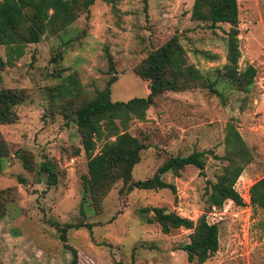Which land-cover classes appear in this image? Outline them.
I'll use <instances>...</instances> for the list:
<instances>
[{"label": "rangeland", "instance_id": "rangeland-1", "mask_svg": "<svg viewBox=\"0 0 264 264\" xmlns=\"http://www.w3.org/2000/svg\"><path fill=\"white\" fill-rule=\"evenodd\" d=\"M194 1L97 0L70 26L47 31L36 44H22L20 54L0 46V89L25 95L13 108V122L0 125V264H70L71 249L77 264H189L181 248L192 231L163 234L157 223H146L153 213L143 209L152 207L194 223L204 216L217 226L218 250L205 264H264V210L248 203L251 185L264 177V0H237L238 68L252 65L257 71L250 92L235 90L225 78L229 26L220 24L212 32L208 23L194 21ZM173 36L184 51L182 68L195 67L202 76L155 98L140 118L124 113L122 123L111 115L113 127L101 119L94 153L125 131L149 147L131 180L114 184L95 205L82 186L87 157L74 110L98 100L111 76L116 81L110 101L146 98L149 83L139 70L150 52ZM193 151L221 159L206 155L204 177L194 167L184 168L179 178L165 174L175 194L129 189L169 157ZM44 164L54 172L51 186L40 171ZM237 166L243 168L235 184L243 205L226 201L209 209L206 181L214 183ZM84 224L89 227L76 228ZM67 225L74 228L67 229L64 244L59 236Z\"/></svg>", "mask_w": 264, "mask_h": 264}, {"label": "trees", "instance_id": "trees-1", "mask_svg": "<svg viewBox=\"0 0 264 264\" xmlns=\"http://www.w3.org/2000/svg\"><path fill=\"white\" fill-rule=\"evenodd\" d=\"M96 1L0 0V46L6 47L9 53L11 50H15L20 54L22 44H36L47 31L55 32L70 26L80 14L87 12ZM238 16L237 0H195L191 12V18L194 21L208 23L207 27L212 32L220 24L229 26L228 31L224 33L227 37L226 63L224 64L225 78L232 81L235 90L250 92L255 83L257 71L252 65L246 66L242 71L238 68L241 57L238 39ZM176 41L177 37L173 36L160 49L150 52L143 61L139 76L149 83V94L146 98H132L126 102L110 101V85L116 81L115 77L111 76L105 92L98 100L85 103L74 110L73 119L80 134L81 149L87 157V175L82 179V186L84 191L89 193L95 205L100 203L114 184L119 181L131 180L132 170L140 162L141 153L149 147L125 131L116 134L114 140L104 142L100 150L94 153V139L99 136L101 119H105L107 125L113 127L115 125L110 121L111 115L118 116L122 123H126L127 120V116H123L124 113H131L140 118L142 112L153 104L155 98L165 92H177L183 87L181 84L194 83L202 76L195 67L182 68L184 51ZM57 58L62 59V55L59 54ZM3 64L4 62L0 58V66ZM112 71L114 68L109 59V72L112 74ZM61 72V70L55 71L54 75L60 77ZM214 93L218 94L216 90ZM24 100L23 91L0 89V125L13 122L15 117L13 108ZM237 133H235V137L242 143V139ZM1 141L3 142V140ZM78 152H80L79 149ZM208 154L213 155L211 152L193 151L187 156L169 157L152 176L133 181L129 189L169 190L175 194L176 186L165 182L163 176L171 173L173 177L179 178L184 168L194 167L204 177L205 157ZM213 158L221 159L216 155H213ZM247 159H250L249 155H247ZM23 163V166L29 169L26 162ZM40 171L47 174L48 186L55 183L54 172L49 164L41 165ZM242 172L243 168L237 166L233 169H226L214 183L206 181L210 190L209 209L212 207L220 209L226 201H231L237 206L243 205L242 197L235 189V184ZM2 203L0 202V219L4 214ZM249 204L254 209L264 210V177L251 185ZM143 212L153 213V218H147L146 223H157L163 234H168L171 230L179 228L192 231L189 235L190 242L181 248L186 253V260L189 264H205L210 256L217 252L218 228L215 224H209L204 216L194 223L174 212H168L164 207L145 208ZM88 225L75 227L77 229L88 228ZM70 228L74 227L67 225L60 231L59 238L64 244H66L67 229ZM66 247L68 248V246ZM71 251L73 259L70 264H77V252L72 249Z\"/></svg>", "mask_w": 264, "mask_h": 264}, {"label": "built area", "instance_id": "built-area-1", "mask_svg": "<svg viewBox=\"0 0 264 264\" xmlns=\"http://www.w3.org/2000/svg\"><path fill=\"white\" fill-rule=\"evenodd\" d=\"M248 203H249V201H248Z\"/></svg>", "mask_w": 264, "mask_h": 264}]
</instances>
